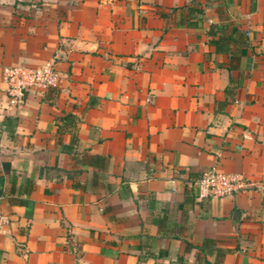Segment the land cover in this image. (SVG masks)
<instances>
[{"label": "crops", "instance_id": "crops-1", "mask_svg": "<svg viewBox=\"0 0 264 264\" xmlns=\"http://www.w3.org/2000/svg\"><path fill=\"white\" fill-rule=\"evenodd\" d=\"M193 1L0 0V264H264V0L190 26ZM226 22L233 68L206 33ZM53 57L56 84L12 104L2 67ZM207 170L244 186L198 197Z\"/></svg>", "mask_w": 264, "mask_h": 264}, {"label": "built area", "instance_id": "built-area-1", "mask_svg": "<svg viewBox=\"0 0 264 264\" xmlns=\"http://www.w3.org/2000/svg\"><path fill=\"white\" fill-rule=\"evenodd\" d=\"M54 64L53 57L33 67L3 66L1 71L7 85L8 100L14 105H19L27 92H42L54 86L58 79ZM196 186L198 197H222L242 188L244 182L237 174L207 170L200 174L196 180ZM8 223V215L0 211V232Z\"/></svg>", "mask_w": 264, "mask_h": 264}, {"label": "trees", "instance_id": "trees-1", "mask_svg": "<svg viewBox=\"0 0 264 264\" xmlns=\"http://www.w3.org/2000/svg\"><path fill=\"white\" fill-rule=\"evenodd\" d=\"M213 1L216 0H204V3L193 1L191 4L187 5L184 14V21L190 26L195 25L196 21L201 18L204 9L207 6H210ZM229 23L230 22H226L223 26L210 24L206 33L209 36V43L219 46L223 53H227L229 55L230 63L228 67L233 68L236 66V63L242 54L243 48L246 46V42L244 33L237 30ZM227 30L229 31L227 32ZM62 120L64 121L63 125H65V128H70L71 141L69 145L66 146V149H69L71 144L75 142L74 128L76 119L73 115L66 114L62 117ZM75 159L77 160L76 157ZM80 159L83 163H87L89 166H96L98 168H104V165L107 162L106 157L99 155H84Z\"/></svg>", "mask_w": 264, "mask_h": 264}, {"label": "water", "instance_id": "water-1", "mask_svg": "<svg viewBox=\"0 0 264 264\" xmlns=\"http://www.w3.org/2000/svg\"><path fill=\"white\" fill-rule=\"evenodd\" d=\"M263 210H264V192H263Z\"/></svg>", "mask_w": 264, "mask_h": 264}]
</instances>
